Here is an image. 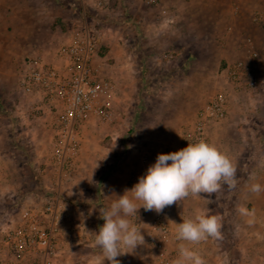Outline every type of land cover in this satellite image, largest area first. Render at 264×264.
Here are the masks:
<instances>
[{"label": "rangeland", "instance_id": "rangeland-1", "mask_svg": "<svg viewBox=\"0 0 264 264\" xmlns=\"http://www.w3.org/2000/svg\"><path fill=\"white\" fill-rule=\"evenodd\" d=\"M99 1L32 0L37 17L42 19L39 20L41 30L0 29V151H6L7 158H12L18 180L24 181L27 188L24 191L20 187V195L13 196L20 201L13 211V222L17 223L22 208L42 206L38 194H27L32 190H43L47 183L49 187L45 190L60 196L67 213L63 220V259L68 258L66 264H111L95 244L97 231L105 222L100 218V211L109 209L113 202L110 177L117 172L126 173L130 176L129 182L134 183V177L145 175L149 166L155 163L158 154H154L153 148H140L139 151L145 152L142 154L139 151L133 153V150L139 141L142 143L144 135L159 136L160 133L164 136L167 132L143 131L141 125L179 122L186 128L182 133L185 136L197 122L199 110L215 90L221 88L217 71L226 62L207 50L212 39L207 35L208 25L198 22L195 27V23L187 18L184 7L188 0H182L180 4L178 0H161V5L168 10L162 11L166 22L172 23L168 19L172 7L179 5L182 8L178 21L174 22V30H170V26H164L163 30H145L148 24L154 28L153 22L157 20L151 10L155 7L146 0H102L100 4ZM19 3L22 7L25 0H19ZM139 14L147 16V23L139 21ZM1 18L2 22L6 21L7 14ZM82 27L99 38L103 73L114 79L117 93L114 120L108 123L93 121L84 127L82 146L71 171L57 180L52 178L56 165L51 158L49 131L33 116L26 124L15 113V106L22 99L16 89V78L28 56L42 51L52 56L72 30ZM259 28L264 31V26ZM256 35L253 37L259 45H264L262 34ZM217 59L218 66L206 68L193 67L187 62L200 60L206 64ZM236 94L241 99L253 98L260 105L264 89L251 97L245 92L234 91L231 101ZM213 123L218 122H212L209 129ZM9 134L14 143L11 147L4 143ZM250 149L256 153L255 148ZM47 174L50 176L46 177ZM140 214L142 220L134 226L141 228L145 243L138 245L132 253L118 256L119 264H125L129 256L136 264H155L153 244L160 235L153 230L152 224L154 218L162 217V214L154 211ZM76 230L83 231L84 239L77 237L80 231L76 233ZM222 240L232 249L228 264H243L235 244L239 240ZM220 257L221 264H226L224 256L221 254Z\"/></svg>", "mask_w": 264, "mask_h": 264}, {"label": "crops", "instance_id": "crops-1", "mask_svg": "<svg viewBox=\"0 0 264 264\" xmlns=\"http://www.w3.org/2000/svg\"><path fill=\"white\" fill-rule=\"evenodd\" d=\"M188 1L184 7L187 18L189 21L195 23L193 24L195 27L198 22H203L208 25L207 30L209 31H207V35L212 36V39H210V47L207 50L214 52L215 56H219L218 59H221L220 61L234 60L239 55L242 56L243 45L247 37L257 36L256 34L259 33L264 37V31L258 30L260 29L259 26L252 20L255 10H264V0ZM180 2L182 0H178L179 4ZM25 4L21 7L19 0H0V29L41 30L39 23L42 19L40 20V17H37L32 0H25ZM161 7L164 8L163 6ZM181 9L178 5L172 7L168 12V19L172 23L164 21L162 9L158 7H155L154 10L151 9L157 20L153 22L154 28L149 27L148 24L145 25V30H163L164 26H170V30H174V22L176 20L178 21L181 15ZM6 14L9 24L6 22L7 20H3V22L1 20V17ZM138 18L140 22L144 21V24L147 23V16L144 14H139ZM195 45L193 47L197 50ZM218 59L214 62L207 61L206 64H203L204 62L200 60H188L187 62L193 67L206 68L214 64L218 66ZM155 81H157L156 78ZM253 100V98L250 100L241 99L239 95H234L230 102L229 114L226 120L213 123L209 129L211 143L217 145L219 149L225 152L237 168L236 179L238 183L236 187L229 189L227 185H222L221 190L217 194L213 193L209 196L207 193H201V196H189L182 202L166 207L161 213L163 220L172 229V249L176 250L177 253L178 245L181 243L175 238L178 223H182L183 219L188 220L194 218L197 212L210 215L211 212L215 211L214 215H219L223 218V227L221 229L223 238L225 240L226 238L239 240L238 242L234 241L237 245L236 247L241 252L243 264H264V191L258 194L250 191V186L253 183H259L264 186V95H262L260 105ZM182 124L175 122L171 124L154 123L149 125L145 123L141 125V127L143 126V131H166L167 134L164 136H161L160 133H158L159 136L153 133L144 135L142 143L139 141L136 144L137 148L133 150V153L138 152L143 147L153 148L154 154L158 155L182 149V138L184 137L182 133L186 129ZM34 128L30 130L33 132ZM27 132L31 133L29 130ZM11 137L12 135L9 134V138L5 139L4 142L9 147L14 145L12 142L13 138ZM250 148H255L256 153L250 151ZM139 153L142 154L145 152L139 151ZM147 153L149 152L147 151ZM169 163L171 162L169 161ZM48 175L45 176L48 177ZM139 175L134 177V183L129 182L130 176L126 173L121 174L117 172L111 176L109 184L111 185L110 192L113 194V201L117 200L119 195H123L126 189H131L138 183L142 176ZM22 177L25 176L22 175ZM20 187L25 189L24 191L27 190L25 188V182L22 181L20 183L18 180L12 158H7L6 151L1 149L0 237L7 224L15 223L13 222L15 216L13 211L20 205V201L14 199L13 196L20 195ZM46 187H49L47 183H45L42 191L32 190L27 195L29 196L32 193L38 194L39 198L44 202L46 196L55 195L53 192H47L45 190L47 189ZM110 206L111 203L109 204V208ZM240 206L246 207L249 211L254 212V217L241 216L237 211V208ZM142 211H145L144 208H140L135 216L129 217L133 224L138 220H142L140 218V212L142 213ZM133 217H136V221H133ZM249 219H252L253 223L249 224ZM79 231L76 230V233ZM79 233L80 235H77V237L84 239V236H82L83 231L81 230ZM222 239L219 240L209 237L205 241L189 246L193 247L202 255L206 264H221V254L224 256L223 262L228 264L230 259H232L230 255L232 249L227 244L224 245ZM54 249L57 251V257H53L52 259L57 264H63V222ZM130 257L126 259L125 264H132L136 261H132ZM10 261V255L2 251L0 253V264H7ZM66 263H68V258H65L64 264ZM138 264H141V262Z\"/></svg>", "mask_w": 264, "mask_h": 264}, {"label": "built area", "instance_id": "built-area-1", "mask_svg": "<svg viewBox=\"0 0 264 264\" xmlns=\"http://www.w3.org/2000/svg\"><path fill=\"white\" fill-rule=\"evenodd\" d=\"M146 2L166 11L161 0ZM252 20L263 27L264 10H255ZM262 46L247 37L242 56L219 67L221 88L199 110L182 148L199 141L211 143L209 126L227 117L232 92L251 97L264 89ZM16 89L22 98L15 106L16 115L26 124L33 116L50 133L51 158L56 165L53 178L57 180L71 171L82 146L84 127L93 121L114 120L116 85L103 73L99 38L86 27L72 30L52 56L43 51L28 56L17 73ZM66 214L59 195L46 196L42 206L22 208L17 223L7 224L0 237V253L11 257L7 264H57L52 258L57 257L54 248ZM152 227L160 235L153 244L154 263L174 264L178 253L172 249V229L160 216L154 218Z\"/></svg>", "mask_w": 264, "mask_h": 264}, {"label": "clouds", "instance_id": "clouds-1", "mask_svg": "<svg viewBox=\"0 0 264 264\" xmlns=\"http://www.w3.org/2000/svg\"><path fill=\"white\" fill-rule=\"evenodd\" d=\"M236 173L237 168L230 157L217 145L206 141L189 143L178 151L159 154L138 183L119 195L109 209L100 211V218L105 222L96 234L95 244L102 249L105 260L119 264L118 256L132 253L138 245L145 243L141 228L134 226L129 219L140 208L160 214L166 207L189 196L197 197L201 193L211 196L217 194L222 185L234 189L238 183ZM250 191L258 194L264 191V186L253 183ZM237 211L241 216L255 215L243 206ZM222 221L219 215L197 212L194 218L178 223L175 238L181 243L174 264H206L202 255L189 245L209 237L222 239ZM248 223H253V220L249 219Z\"/></svg>", "mask_w": 264, "mask_h": 264}, {"label": "trees", "instance_id": "trees-1", "mask_svg": "<svg viewBox=\"0 0 264 264\" xmlns=\"http://www.w3.org/2000/svg\"><path fill=\"white\" fill-rule=\"evenodd\" d=\"M42 191V190H41ZM17 204V203H16ZM17 208H18V206H17Z\"/></svg>", "mask_w": 264, "mask_h": 264}]
</instances>
